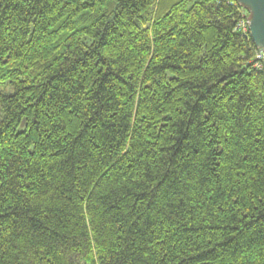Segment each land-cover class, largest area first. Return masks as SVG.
Segmentation results:
<instances>
[{
    "label": "trees",
    "instance_id": "1",
    "mask_svg": "<svg viewBox=\"0 0 264 264\" xmlns=\"http://www.w3.org/2000/svg\"><path fill=\"white\" fill-rule=\"evenodd\" d=\"M241 21L235 0H0V264H264Z\"/></svg>",
    "mask_w": 264,
    "mask_h": 264
},
{
    "label": "water",
    "instance_id": "2",
    "mask_svg": "<svg viewBox=\"0 0 264 264\" xmlns=\"http://www.w3.org/2000/svg\"><path fill=\"white\" fill-rule=\"evenodd\" d=\"M248 12V30L256 49L264 55V0H235Z\"/></svg>",
    "mask_w": 264,
    "mask_h": 264
},
{
    "label": "built area",
    "instance_id": "3",
    "mask_svg": "<svg viewBox=\"0 0 264 264\" xmlns=\"http://www.w3.org/2000/svg\"><path fill=\"white\" fill-rule=\"evenodd\" d=\"M247 26H248V21H241L238 24L237 29L245 31ZM255 57H256V61H257V64H255V67H260L259 62L264 63V55H263L262 51L258 50Z\"/></svg>",
    "mask_w": 264,
    "mask_h": 264
},
{
    "label": "rangeland",
    "instance_id": "4",
    "mask_svg": "<svg viewBox=\"0 0 264 264\" xmlns=\"http://www.w3.org/2000/svg\"><path fill=\"white\" fill-rule=\"evenodd\" d=\"M18 129H19V131L24 129V121L19 125Z\"/></svg>",
    "mask_w": 264,
    "mask_h": 264
}]
</instances>
